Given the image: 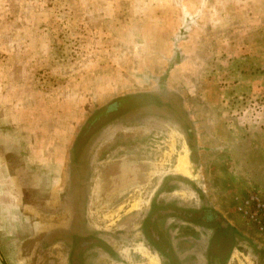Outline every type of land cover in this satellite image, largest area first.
Returning <instances> with one entry per match:
<instances>
[{
	"label": "rangeland",
	"instance_id": "rangeland-1",
	"mask_svg": "<svg viewBox=\"0 0 264 264\" xmlns=\"http://www.w3.org/2000/svg\"><path fill=\"white\" fill-rule=\"evenodd\" d=\"M4 92L7 112L22 115L13 131L24 167L53 187L55 231L69 216L56 199L67 176L92 179L82 223L116 251L96 256L98 264L155 256L139 232L151 201L212 209L229 230L223 264H264V234L238 211L250 195L264 201V0H0ZM131 97L116 114L138 113L133 124L78 154L81 129L94 133L116 114L94 126L90 119ZM36 191H45L41 183ZM187 218L195 238L186 242L202 264L209 231ZM174 221L159 224L171 245ZM40 225L17 246L0 235L3 264H66L65 248L42 247Z\"/></svg>",
	"mask_w": 264,
	"mask_h": 264
},
{
	"label": "flooded vegetation",
	"instance_id": "flooded-vegetation-1",
	"mask_svg": "<svg viewBox=\"0 0 264 264\" xmlns=\"http://www.w3.org/2000/svg\"><path fill=\"white\" fill-rule=\"evenodd\" d=\"M136 115L139 114L136 112L116 114V116L112 118L103 120V127L98 128L91 134H88L87 129H81L82 133L79 137V145L76 147L79 151L78 154L81 153L80 155H82V153L84 154L85 152L88 154V151L92 149L95 142H99L97 145H100L102 143V135L116 130L118 128L117 125L128 126V124H133ZM142 123L145 124L144 122ZM146 123L148 124V122ZM122 128H119L122 132L133 130V128L129 127ZM107 137L108 139L113 138V136L110 135ZM105 141L107 140L105 139ZM82 166L83 164H80L79 173L83 172L82 168L84 166ZM66 183V191L62 197L63 200L61 204L63 205L64 202V205H66L68 209L69 216L65 229L55 233V238L52 242H54V246L66 249V264H98V258H96V256H106L107 258L109 254L112 255L116 251L110 248L107 249L105 245L99 244L101 243L100 237L97 238L98 236H95L96 234L91 231L90 225L82 223L81 216L85 214L84 207L87 205L83 196L85 195L88 197L89 192L92 190V179H83L82 175L74 179L68 175ZM101 184L103 186L107 185L105 181ZM109 197H111V195ZM150 204L142 219L139 232L142 242L147 248L153 251L158 264H199L198 259L193 263L196 258L194 254L195 249L186 242V239L195 238V235L190 233L193 232L194 229H192L191 224L188 223V216H194L195 219L191 221V223L197 224V226L194 227H200L202 230L209 231L207 232L209 233L207 245L204 246L203 251L201 250L199 252V258L202 264H223L225 260L220 259L218 234L224 230V225L215 224V213L212 209L201 205L197 209H186L182 207L173 208V205L166 206L164 204H156L153 201H151ZM166 216L172 217V219L177 220L174 222L178 223V227L176 228L178 233L173 234L174 237L177 236L175 245H171L167 239V231H163L159 227V224ZM216 228L219 230H216ZM231 234L233 233L231 232ZM199 236H203L202 233H199ZM97 240H99V242ZM234 242V238L231 239L230 249L233 247V244H235ZM200 247L202 249V245Z\"/></svg>",
	"mask_w": 264,
	"mask_h": 264
},
{
	"label": "crops",
	"instance_id": "crops-1",
	"mask_svg": "<svg viewBox=\"0 0 264 264\" xmlns=\"http://www.w3.org/2000/svg\"><path fill=\"white\" fill-rule=\"evenodd\" d=\"M7 104L6 94L0 93V235L13 240V246H17L19 243L23 244L33 238L39 231L42 222L45 225V237L42 238L45 243L42 244V247L52 251L57 247L52 242L55 233L61 231L59 229L55 231L54 227L55 193L52 191L53 187L48 186L50 183L48 175L45 176V179L40 178V182H38V176L32 174L30 169L31 163H28L29 167H24V157L19 146L20 131L18 133L16 130L13 131L16 126L14 119L22 120V115L20 112L18 113V108L17 111L13 109L12 113H8ZM38 183H41L42 189L44 188L43 193L36 191ZM56 199L58 207H60L61 194L56 196ZM39 202L45 210V214H40L42 215L40 217H38L40 212L36 206L39 205ZM143 255L146 257L147 264H152V261L153 264H157L155 256H150L146 252Z\"/></svg>",
	"mask_w": 264,
	"mask_h": 264
},
{
	"label": "water",
	"instance_id": "water-1",
	"mask_svg": "<svg viewBox=\"0 0 264 264\" xmlns=\"http://www.w3.org/2000/svg\"><path fill=\"white\" fill-rule=\"evenodd\" d=\"M138 97H131L126 99H121L109 103L106 105L101 111H98L91 119L90 125L94 126L100 123L103 119L109 118L112 115L121 112L124 108L131 106L134 101H136ZM228 227H226L220 234H219V246L221 249L226 250L227 244H229L228 239ZM0 264H3L0 260Z\"/></svg>",
	"mask_w": 264,
	"mask_h": 264
},
{
	"label": "built area",
	"instance_id": "built-area-1",
	"mask_svg": "<svg viewBox=\"0 0 264 264\" xmlns=\"http://www.w3.org/2000/svg\"><path fill=\"white\" fill-rule=\"evenodd\" d=\"M245 218L254 224L259 233L264 234V201L255 195H250L240 202L238 207Z\"/></svg>",
	"mask_w": 264,
	"mask_h": 264
}]
</instances>
